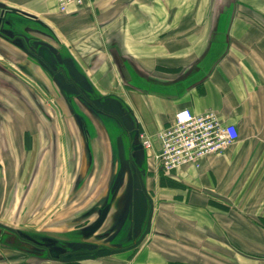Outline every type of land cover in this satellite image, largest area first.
Listing matches in <instances>:
<instances>
[{
  "label": "crops",
  "instance_id": "crops-1",
  "mask_svg": "<svg viewBox=\"0 0 264 264\" xmlns=\"http://www.w3.org/2000/svg\"><path fill=\"white\" fill-rule=\"evenodd\" d=\"M0 4L22 12L35 28L38 23L49 28L43 38L74 59L98 94H112L129 105L139 124L154 133L156 150L157 133L184 108L194 113L213 110L224 122L237 125L238 140L223 154L208 156L198 174L172 175L190 191L186 197L177 193L175 205L190 203L205 210L200 205L208 204L206 195L221 187H234L236 195L251 194L249 202L264 204V0H89L66 14L59 12L57 0ZM0 44L12 59L4 66L10 78H0V226L13 228L3 222L35 218L51 201L58 177L64 178L60 156L66 150L61 143L65 127L59 114L54 118L50 111L34 108L36 96L30 92L35 76L55 93L61 110L68 99L27 54ZM20 63H29L32 73ZM6 80L13 92L4 85ZM116 84L124 88L123 96L115 93ZM57 134L61 145L56 148L52 138L55 141ZM183 231H175L172 242L203 248L197 253L207 255L206 246L198 242L204 232ZM218 231L226 245V230ZM161 247L157 243L153 254V248L145 249L140 263L194 264L192 257L161 256ZM150 256H155L154 262H148ZM99 262L38 264H109ZM200 264H205L204 258Z\"/></svg>",
  "mask_w": 264,
  "mask_h": 264
},
{
  "label": "rangeland",
  "instance_id": "rangeland-1",
  "mask_svg": "<svg viewBox=\"0 0 264 264\" xmlns=\"http://www.w3.org/2000/svg\"><path fill=\"white\" fill-rule=\"evenodd\" d=\"M26 21L32 23L30 20ZM50 46L53 50H57L53 45ZM2 51L5 50L3 49ZM5 64L7 63L3 60V66H5ZM27 66L30 69L29 63H27ZM0 78H2L3 81L9 79L10 76L9 74L1 72ZM35 79L37 82H35L30 92V96H36L34 98V108L39 111H50L54 118L59 114L61 119L62 115H65V113H62L59 109L55 93L51 92L54 96L52 95L49 98L47 94L42 91L41 87H43V82L36 76ZM4 85L9 88L8 90L10 92H13L11 81L6 80V84ZM116 87L118 91L115 93L118 92L119 95L123 96L124 88L117 84ZM57 88L58 91H60L59 86H57ZM66 109L67 113L70 114V109H68L67 106ZM68 121V130L70 131L72 127L70 132L74 136L73 139L75 143H78V141L82 143L76 145V147L79 148L80 145H83L85 142V138L81 139V135L71 116L68 117ZM99 125L97 131L94 128L89 130L90 137H93L91 140L94 141L93 144L95 146L96 164H94V169L91 170L87 161V156L89 157V161L93 159L92 151L89 150L87 153L85 149H83V151L78 149L76 150L75 158V156L66 149L69 145L68 139L64 137L65 135L61 132L63 137L61 140V143H63L62 148L66 149H64L65 152L63 155L60 156L62 160L65 161L64 165H62V167L60 166L63 170L62 174L64 173V178L58 177L56 180L55 193L51 201L47 204L45 209L38 213L33 219L20 221L14 219L3 223L11 224L13 228L24 232L45 234L61 240H74L76 239L75 233L79 231L77 229L84 228L85 226L89 227L96 222L99 215L94 207L98 204L100 208L107 198H109L108 191L110 190L112 181L119 168L117 161L113 163V159L116 158V156L114 157L111 152V146L116 147V136L110 132L107 126ZM140 129L141 134L154 140L152 135L154 133H149L142 125H140ZM60 131H62V129H60ZM59 135L60 134L55 135L57 137L55 141L54 138H52V147L57 148L61 145L59 143ZM146 151L148 168L145 182L154 206L149 233L140 243H138V239H135V241L127 247V250L123 252L89 259H96L100 262L108 260L109 264H145L140 263L142 259L144 260V254H146L145 249L153 248L151 252L153 254L155 245L159 243V245L162 246V250L160 249V251H163V253L160 252L161 256L167 257L170 260H185L184 258L192 257L194 264H200L203 258L205 264H264V230L261 227V225L263 226V220L255 212L256 210L259 214H263L264 216V204L258 206V204L251 203V194L250 196H248L249 194L236 195L234 187H228L226 190L221 187V191L216 188L214 192L206 195V198L209 197L208 204L211 206L207 207L206 205L208 204L204 206L200 205L206 208L205 210L194 208L193 204L190 203H187L185 206L178 203L175 205L174 201L177 193L182 192L183 194L181 196L183 197H186V195L190 193V191L188 193L186 190L188 186L177 177L169 175L159 168L157 162L153 158L152 149ZM98 158H100L102 162L98 163ZM112 163L113 165L110 167ZM185 174H198V170L192 166L179 169V176ZM126 190L127 178L124 177L121 187L116 192L115 198H113L112 209L105 222L94 233L84 235L83 239L91 242L95 240L99 241L100 245L106 242L107 246L118 248L116 250H120L119 248L127 246L119 242V238L112 240L113 232L120 227L119 224L118 227L116 223L119 217L122 198ZM107 192L108 195L104 200ZM245 200H248V202H244ZM177 230H184L183 232L195 234L199 232L198 230H202L205 235L203 239L198 242L200 243L199 245L203 244L206 246L204 248L207 251L205 254H209L210 257L208 258L207 255L203 256L200 254L201 252L197 253L202 251L201 249L203 248L196 250L194 247L188 245L183 247L182 245H177L176 242H172L170 236L175 234ZM218 230H226V245L222 244L223 240L220 242V240L223 239V235L222 233L219 234L220 231ZM104 231L109 233V235L103 239H97L96 236ZM172 243L174 246H172ZM134 244H137V246L131 247ZM180 248L189 249L183 252ZM9 250L0 245V264L20 263L21 260L16 258L12 259L14 253L11 249ZM223 254L225 257L221 256ZM154 258L155 256H150L148 262H154ZM29 262V264L39 263V261L36 262L35 260H29Z\"/></svg>",
  "mask_w": 264,
  "mask_h": 264
},
{
  "label": "flooded vegetation",
  "instance_id": "flooded-vegetation-1",
  "mask_svg": "<svg viewBox=\"0 0 264 264\" xmlns=\"http://www.w3.org/2000/svg\"><path fill=\"white\" fill-rule=\"evenodd\" d=\"M28 19L29 18L24 14H22V12L12 9L6 5L0 4V41H3L27 54L29 59L36 62L49 74V76L56 83V85L59 86L60 88L59 92L67 97L68 99L67 107L68 109H70L69 110L70 114L67 113V109L61 110L59 106L61 112L65 113V115H62L61 120L65 127V135L66 138L68 139V144H69L66 147V149L69 152H71V154L74 155L75 158H76V150L78 149L80 151L81 150L83 151V149H85L87 153L89 150L92 151L91 153H93L92 155L93 159L89 161V157L87 156V161L89 163L91 170H93L94 164H96L95 148H94L95 146L93 144L94 141L91 140L93 137H90L89 130L91 128H94L97 131L100 126L99 124L103 126H107L110 132L112 134H115L116 136V142H115L116 147L111 146V152L112 155H114V157L116 156V158L113 159V163L117 161L119 167V160L117 154V139L118 137L122 138L125 147L126 157L129 159L127 169L125 172V178H127V190L125 191L124 196L122 198V203L119 209V217L116 223L117 226L119 224L120 227L118 226L119 228H117V230L113 232L112 240L119 238L120 240L119 242H121L123 245H127L126 247L119 249L125 250L127 249L128 246H130L132 242L135 241V239L139 240L145 234L148 224V219L152 208L150 202L151 197L147 187L146 189L148 192V196L145 197V195L142 194L139 207H136L138 206V204L136 203L135 190H137L138 188L136 185V177L138 174L139 167L134 162L133 153L135 146L134 144L135 138L136 136L137 138H140L141 135L140 124H138L136 128L129 130V127L126 126L124 122L121 120L122 117L126 115L123 112L124 110L126 113L125 104L123 103L121 105L119 104L120 105L119 108V106L116 105V103L104 99L105 96H109V95H100L95 90L93 93L87 92L83 86L78 84H74L75 89L73 87H69V88L65 87L62 89L60 86L61 78L62 77L68 78L66 68L63 62V57L67 55L63 54L60 51L53 50V48L50 46L51 44H49V42H47V40L43 38L44 33L50 32L49 28H47L46 26L40 23H38L37 24L38 26H36L37 28H35V24L26 21ZM3 49L4 48L0 44V54L3 55L2 61L3 60L6 61L7 63L6 65L10 66L12 59L8 55H5L3 53L4 52L2 51ZM18 65L23 70L32 73V71L27 66V63H20ZM0 72L10 75L11 71L7 67H4L0 62ZM68 82L69 84L73 83L72 81L69 80ZM42 85H43V87H41L42 91L46 93L47 96L50 98L53 94H51V91L48 89L47 86H45L44 84ZM69 116H71L72 120L75 122L77 126L76 128L78 129V132L81 135V139L85 138V142L83 143V145H80L79 148H77L76 145L78 143L80 144L81 141L75 143L73 139L74 136L70 132L72 130V127L70 131L68 130ZM98 160H99L98 163L102 162L100 158H98ZM113 163L110 164V167L113 165ZM146 176H147V169H146ZM108 192H109V198H107L105 203L102 204L100 208L98 204L94 207L98 215H100V211L108 203L111 204L108 214L112 209L113 198H115L116 193L114 195H111L110 193L111 187ZM108 192L104 197V200L107 197ZM138 221L139 223H141V225L139 224L141 226L140 229L137 223ZM86 228L87 226H85L84 228L82 227L77 229L79 231L75 233L76 239L74 240L72 239L61 240L54 237L55 239H57V241H55L54 239H48V238L45 239V236L48 235L31 233V232H26V237L25 236L23 237L20 235L19 232H12L9 231V229L0 226V231H1L0 240L3 244H5V242L11 241V243L13 244L12 249L15 252L14 255L19 260H21V262L18 264H29L30 263L29 260L30 261L35 260L36 262L37 261L42 262L44 260L79 262L81 260H84L85 256H90V255H95V257L107 256V255H111L108 254L110 251L118 249L107 246L106 242L100 245L99 241L95 240L91 242L86 239H83L85 235L83 230H86ZM128 231H130V235L128 234L129 233ZM108 235L109 233L104 231L98 234L96 237L97 239H103ZM36 243H39L40 245H37ZM70 243L73 244L70 245ZM79 243H92L98 245V247L94 250L88 249L85 246H80ZM0 245L2 244L0 243ZM98 253H100L101 255H97ZM24 254L27 256L24 257ZM69 258H73V259L68 260Z\"/></svg>",
  "mask_w": 264,
  "mask_h": 264
},
{
  "label": "built area",
  "instance_id": "built-area-1",
  "mask_svg": "<svg viewBox=\"0 0 264 264\" xmlns=\"http://www.w3.org/2000/svg\"><path fill=\"white\" fill-rule=\"evenodd\" d=\"M87 2L89 0H57V7L66 14L80 10ZM238 138L235 123L224 122L213 110L194 113L190 108L175 112L173 122L157 133L159 150L155 149L151 138L140 135L144 149L153 150L159 168L169 175L191 166L201 170L208 156L223 154Z\"/></svg>",
  "mask_w": 264,
  "mask_h": 264
},
{
  "label": "water",
  "instance_id": "water-1",
  "mask_svg": "<svg viewBox=\"0 0 264 264\" xmlns=\"http://www.w3.org/2000/svg\"><path fill=\"white\" fill-rule=\"evenodd\" d=\"M63 62L65 65V68H66L68 78H64V77L61 78V83H60L61 88L63 89L65 87H68V88L73 87L75 89L74 84H78V85L83 86L87 92L93 93L94 88H93L91 82L89 81L87 76L78 68L74 59L71 56L67 55V56L63 57ZM68 80L72 81L73 83L69 84ZM104 99L110 100L111 102L116 103V105H118L119 108H120V105L122 103L125 104L126 113L124 110H123V112L126 115L123 116L121 120L124 122V124L126 126L129 127V130L134 129L138 126L139 122H138L137 118L135 117L134 112L132 111L130 106L127 105L121 98L113 96V95H109V96H105ZM134 144H135V146H134L133 159H134V162L139 167L138 174L136 177V185L138 188H137V190H135V194H136L135 198H136V203L138 204V206H136V207H139V203H140V199L142 198L141 197L142 194H144L145 197L148 196V192L146 189V182H145L146 169L148 166V162H147V152L144 149V147L140 141V138H137V136L135 138ZM117 154H118V160H119V168H118L117 173H116V175L112 181V184H111V192H110L111 195H114L118 191V189L121 187L123 180H124V177H125V172L127 169L128 161H129V159L126 157L125 147H124V143H123L121 137H118V139H117ZM150 202H151L152 208H151V213H150V216L148 219L146 232L138 240V243L142 242L143 239L145 238V236L147 235V233L150 231V227L152 224L153 212H154V206H153L151 199H150ZM110 205L111 204L108 203L106 206H104L102 208V210L100 211V215H99L98 219L96 220V222L94 224L90 225L89 227H87L86 230H83L85 235L94 233L103 224V222L106 219V216L108 214V211L110 209ZM137 223H138V226L140 229L141 223H139V221ZM1 227H2V225H1ZM6 228L12 232H19L21 236L26 237V232H24V231L16 230V229L9 228V227H6ZM128 232H129L128 234L130 235V231H128ZM46 238L54 239L55 241H57V239L52 238L50 236H45V239ZM29 239H31V238H29ZM0 243L2 244L1 245L2 247H5L8 250L11 249V251H13V249H12L13 244L11 243V241L5 242V244H3L0 240ZM36 244L40 245L39 243H36ZM72 244L73 243H70V245H72ZM79 244H80V246H85L86 248L93 249V250L98 247V245L92 244V243H79ZM136 246H137V244H134L131 247H136ZM125 250H127V249H125ZM125 250H112L108 254L119 253V252H123ZM13 253L15 254L14 251H13ZM100 253H98L97 255H101ZM14 254L12 256L13 257L12 259H15V258L18 259ZM25 256H27V255L24 254V257ZM94 257H95V255H90V256H85L84 259L94 258ZM72 259L73 258H69L68 260H72Z\"/></svg>",
  "mask_w": 264,
  "mask_h": 264
},
{
  "label": "trees",
  "instance_id": "trees-1",
  "mask_svg": "<svg viewBox=\"0 0 264 264\" xmlns=\"http://www.w3.org/2000/svg\"><path fill=\"white\" fill-rule=\"evenodd\" d=\"M262 220H263V226H264V218Z\"/></svg>",
  "mask_w": 264,
  "mask_h": 264
}]
</instances>
